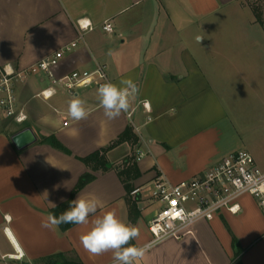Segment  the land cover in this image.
<instances>
[{"label": "crops", "instance_id": "crops-1", "mask_svg": "<svg viewBox=\"0 0 264 264\" xmlns=\"http://www.w3.org/2000/svg\"><path fill=\"white\" fill-rule=\"evenodd\" d=\"M81 19L95 27L83 40ZM106 22L113 34L103 31ZM71 44L58 77L103 65L112 83L135 84L134 103L148 102L152 120L140 108L136 133L127 118L132 107L108 119L97 89L57 88L44 101L37 97L49 86L42 77L19 84L28 120L0 133L1 258L18 248L29 264H112L111 252L94 256L80 243L96 215L113 211L138 226L130 243L145 246L159 206L151 197L152 211L143 192L158 178L180 185L239 152L264 171V0H0V67L25 70ZM77 97L89 112L80 121L68 115ZM28 128L37 141L18 151L11 138ZM128 130L139 142L110 148ZM96 153L106 171L85 161ZM87 175L92 179L73 196ZM127 185L140 193L130 196ZM78 195L100 201L88 224L41 226ZM237 206L198 222L181 240L152 246L141 264H264V212L251 196Z\"/></svg>", "mask_w": 264, "mask_h": 264}, {"label": "built area", "instance_id": "built-area-1", "mask_svg": "<svg viewBox=\"0 0 264 264\" xmlns=\"http://www.w3.org/2000/svg\"><path fill=\"white\" fill-rule=\"evenodd\" d=\"M77 27L80 40L95 29L87 19L79 20ZM103 31L113 34L112 24L106 22ZM74 47L76 44H71L25 70H16L11 65L0 67V133L13 124L22 126L27 122L28 115L19 100L17 86L30 78L42 77L49 82V86L37 95L44 101L51 100L57 94V88L74 93L80 89H97L99 85L111 82L103 65L92 72H73L58 77L56 69L64 54ZM131 107L127 118L135 132L140 133L134 124V115L141 108L149 115L150 122V104L144 101L134 103L133 100ZM139 193L137 189L131 195ZM244 196L254 198L264 212V171L247 152L231 155L204 174L180 185L158 178L153 184L152 198L159 207L149 225L152 241L147 245L148 249L169 239H183L192 234V228L198 222H211L221 211L236 213L237 202ZM1 260L5 264H26L25 256L18 248Z\"/></svg>", "mask_w": 264, "mask_h": 264}, {"label": "clouds", "instance_id": "clouds-1", "mask_svg": "<svg viewBox=\"0 0 264 264\" xmlns=\"http://www.w3.org/2000/svg\"><path fill=\"white\" fill-rule=\"evenodd\" d=\"M97 98L108 119L117 118L131 108L136 95V86L130 79H123L119 85L106 82L97 88ZM85 101L79 97L68 102V115L75 121L87 119L89 112ZM53 206H55L53 204ZM100 201L80 195L70 202L68 210L59 216L49 214L42 221V227L57 230L61 224L84 225L90 215L97 213ZM91 228L80 236L84 250L94 256L112 253V264H141L148 252V246H136L130 242L140 235L138 226L120 219L113 211L96 215Z\"/></svg>", "mask_w": 264, "mask_h": 264}, {"label": "trees", "instance_id": "trees-1", "mask_svg": "<svg viewBox=\"0 0 264 264\" xmlns=\"http://www.w3.org/2000/svg\"><path fill=\"white\" fill-rule=\"evenodd\" d=\"M125 141H132V143L135 145L139 142L138 138L135 136H133V133L131 130H128L117 142H115L112 146H110V148L115 147L116 145H119L120 143H123ZM61 148V147H60ZM109 148V149H110ZM107 150H104V152ZM88 164H91L92 162H95L96 166H101L102 170L106 171L107 167L105 164V161L103 159V157H101L100 153H96L94 155H92L91 157H89L88 159L85 160ZM134 173V174H133ZM136 174V167L133 166V168L129 169V171L126 173V175L130 178V179H134V176ZM91 176L87 175L84 178H82L76 188V190L74 191L73 196H75V194L80 191L88 182H90L91 180ZM127 189H128V193L131 196L133 190L131 188L130 185H127ZM72 196V197H73ZM71 202V201H70ZM70 202L58 207L57 209L52 211V214L59 216L62 212L68 210V208L70 207ZM132 211L136 210V203H132L131 205ZM75 224H61L60 227L62 230H68L70 228H72ZM48 264H57V263H53V261L51 260ZM67 264H75V263H67Z\"/></svg>", "mask_w": 264, "mask_h": 264}, {"label": "water", "instance_id": "water-1", "mask_svg": "<svg viewBox=\"0 0 264 264\" xmlns=\"http://www.w3.org/2000/svg\"><path fill=\"white\" fill-rule=\"evenodd\" d=\"M37 141L36 135L32 131V129L28 128L25 129L11 138V142L13 146L16 148L18 151H23L26 148L32 146L35 144ZM29 264V263H26Z\"/></svg>", "mask_w": 264, "mask_h": 264}, {"label": "rangeland", "instance_id": "rangeland-1", "mask_svg": "<svg viewBox=\"0 0 264 264\" xmlns=\"http://www.w3.org/2000/svg\"><path fill=\"white\" fill-rule=\"evenodd\" d=\"M46 82H48L47 80H46ZM45 82V83H46ZM10 127H13V128H15V127H18V126H16V125H11ZM152 188L151 187H147V188H144V195L145 196H147L148 197V200H150L151 199V197H152ZM152 199L149 201L150 202V205H152V211H154L155 210V206H153V205H156L155 203H153L154 201H152ZM157 206V205H156ZM4 251H6L7 253H12L13 251L11 250V249H6V250H4ZM0 264H5L2 260H1V257H0Z\"/></svg>", "mask_w": 264, "mask_h": 264}]
</instances>
